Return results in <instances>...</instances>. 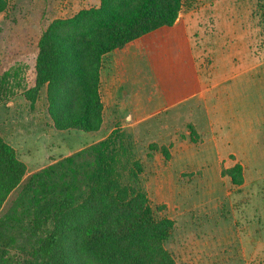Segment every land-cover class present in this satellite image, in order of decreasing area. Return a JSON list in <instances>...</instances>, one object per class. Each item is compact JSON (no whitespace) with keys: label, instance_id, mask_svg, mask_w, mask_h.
<instances>
[{"label":"rangeland","instance_id":"obj_1","mask_svg":"<svg viewBox=\"0 0 264 264\" xmlns=\"http://www.w3.org/2000/svg\"><path fill=\"white\" fill-rule=\"evenodd\" d=\"M98 3L7 0L0 11V71L18 64L19 78L29 85L41 31L56 17ZM256 4V0H183L172 25L102 57L101 133L106 136L115 127L133 133L149 201L152 207L161 205L158 214L174 222L166 247L180 263L264 264V34ZM196 74L213 84L210 93L217 95L213 110L219 152L227 158L232 151L244 161L246 181L243 178L239 186L213 179V151L197 145L200 131L178 113L181 109L183 115L184 111L200 115L213 101L212 95H205L208 104L195 97L171 111L163 108L172 98L192 90ZM229 76L233 78L226 81ZM19 92L0 103V127L3 134L2 123L15 130L14 140L33 167L47 161L48 154L61 157L88 141L83 136L88 131L53 126L45 86L33 102ZM11 100L13 104H7ZM159 109L163 110L147 116ZM193 129L197 136L190 134ZM226 133L231 136L228 140L223 137ZM149 143L157 148L149 149ZM188 144L194 147L185 153ZM190 152L201 158L193 164L184 161ZM228 159L235 156L229 154ZM222 186L227 193L207 204L193 195L197 189L199 195L213 196L212 190L219 195ZM232 224L233 232H226ZM227 233L225 240L219 238Z\"/></svg>","mask_w":264,"mask_h":264},{"label":"trees","instance_id":"obj_2","mask_svg":"<svg viewBox=\"0 0 264 264\" xmlns=\"http://www.w3.org/2000/svg\"><path fill=\"white\" fill-rule=\"evenodd\" d=\"M98 1L52 19L41 31L29 85L19 78L18 64L0 71V103L20 90L33 102L45 86L55 128L101 127L102 57L172 25L183 0ZM256 1L264 34V0ZM6 6L0 0V11ZM190 134L197 136L195 129ZM136 145L132 132L115 127L26 174L25 163L0 134V264H189L176 261L166 247L174 222L149 201ZM221 174L234 186L243 182L239 163Z\"/></svg>","mask_w":264,"mask_h":264},{"label":"crops","instance_id":"obj_3","mask_svg":"<svg viewBox=\"0 0 264 264\" xmlns=\"http://www.w3.org/2000/svg\"><path fill=\"white\" fill-rule=\"evenodd\" d=\"M230 77L231 76H229L225 80L227 81V80H230L233 78V76L231 78ZM194 82L195 83H194L193 88L190 92H188L187 94H181L176 98H172V100L166 102L165 106L163 105V108H165V110L167 109V112L171 111L175 106H177V105L179 106L180 104L187 101L188 99H192L195 97H197L199 101L203 100L206 104H208L207 100H206V98H207L206 93L211 94L210 90H211L213 84H208L205 80H203L201 77H199L198 74H196V78H195ZM211 95H212V98L209 97V99H210V101L213 99V101H211L210 104L207 105V108L203 112H200V115H198V116H196V115L191 116L190 115L189 116V115H187L186 111H184L185 115H183L181 109H179L180 111L178 110V113L180 112L179 114L181 115V117L185 118V121H186V119H187V121H190V123L194 126V128L196 129L197 132L200 131L201 141H199L197 143V145L203 149L207 150V148H208V149L213 151V155H214L213 158L214 159H213L212 170H211L212 176H213V179L217 183L224 185L223 184L224 180H227V183H228L229 177H227V176L222 177L221 176V174H220L221 166L229 167V166L233 165L235 162L241 164L242 166H245V164H244V161L242 160L241 156H239L237 153H234L232 151H228L226 154L227 155V158H226L225 156H222V154L219 152L218 141H217L218 134L215 130V123H214V117L217 113L215 110H213V108L217 105L216 104L217 103V95L216 94H211ZM7 104H13V100L9 101ZM198 105L201 106L202 103L199 102ZM160 110H163V109L155 110L152 113L147 114V116L148 117L153 116L152 114H154ZM136 122L137 121H134V123L131 122L130 125H133ZM2 124H3V125H1L2 128H4L6 131H4V134H3L1 127H0V134L5 139V141H7L9 144H11L15 148L17 157L25 163L26 174H29V173L39 169L40 167L50 163L52 160L59 158V155L56 156L54 153L48 154V155H46L47 161L45 160V162L42 165H38V166L33 167L31 164H29L27 158H25L21 154V152H20L21 149L18 146L17 142L14 140V138H15L14 135L17 134V133H14L15 130L12 131V128L7 123H2ZM218 131H219V133H222V131H220V130H218ZM91 132H92V135H89V134H91ZM84 134H83L84 138H87L88 141L85 143H82V147L105 137V135L101 133V127L98 130L88 131L87 133H84ZM91 137H93V138H91ZM223 137H224V139L227 138V140L231 138V136H228V133L223 134ZM263 141H264V138H263ZM225 143L228 144L229 141H226ZM186 147H188V148H186L184 150L185 153L188 152V150L194 146L191 147L190 144H188ZM68 154H70V152L65 153V155H68ZM229 154L234 155L235 159H232V160L228 159ZM65 155L63 154L62 156H65ZM186 156L187 157H185L184 161H189V163H191V164H193L194 160L201 158V157H199L200 155L197 156L194 152H190ZM226 160L228 162H226ZM181 169L182 168L179 167L178 170L181 171ZM201 178H202V176H201ZM243 178H244V182H245L246 181V175L245 174L243 175ZM222 189H223L222 193L219 195L215 194V191H213V190L210 191V193H214L213 196H205V195H201V194L199 195V193H197L198 189L193 193V195L194 196H197V195L201 196L204 204H207V203H210L212 201H215L217 198H219V197L223 196L225 193H227V191H225L223 186H222ZM204 192L207 193L208 189L204 190ZM233 213L234 212H232L231 214L234 215ZM232 223H235V221ZM233 225L234 224H232V226L229 225L230 228H229V230H226V232H228L230 230L232 231ZM227 235H229V234L228 233L226 235L224 234L219 238L221 240H225L227 238Z\"/></svg>","mask_w":264,"mask_h":264}]
</instances>
